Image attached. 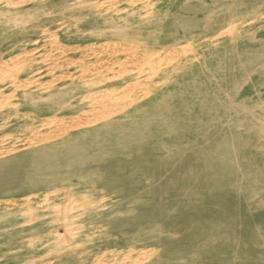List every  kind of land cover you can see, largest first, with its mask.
<instances>
[{
  "label": "rangeland",
  "instance_id": "rangeland-1",
  "mask_svg": "<svg viewBox=\"0 0 264 264\" xmlns=\"http://www.w3.org/2000/svg\"><path fill=\"white\" fill-rule=\"evenodd\" d=\"M0 65V264H264V0H0Z\"/></svg>",
  "mask_w": 264,
  "mask_h": 264
},
{
  "label": "bare ground",
  "instance_id": "bare-ground-1",
  "mask_svg": "<svg viewBox=\"0 0 264 264\" xmlns=\"http://www.w3.org/2000/svg\"><path fill=\"white\" fill-rule=\"evenodd\" d=\"M4 64V63H3ZM14 64V63H13ZM4 65H6V64H4ZM1 66V65H0ZM1 69V68H0ZM2 72V71H1ZM147 91L148 90H146V91H144V93L146 92L147 93ZM100 93V92H99ZM142 93V92H141ZM88 98V97H87ZM205 99H207V98H205ZM82 101H83V99H82ZM81 101V102H82ZM206 101H208V100H206ZM90 102V101H89ZM152 102V101H151ZM201 103H204V102H201ZM207 104V103H206ZM67 105V104H66ZM209 105V104H208ZM207 105V106H208ZM206 106V105H205ZM142 108V107H141ZM206 108V107H205ZM209 108V107H208ZM213 108V107H212ZM135 109V108H134ZM133 108H131V110H134ZM214 109V108H213ZM209 110H211V109H209ZM121 112H123V111H121ZM213 112H215L214 110H213ZM242 111H240V113H241ZM260 112H262L261 110H260ZM110 113V112H109ZM109 113H107V114H105V115H108ZM119 115L120 113H118V112H113V113H111V114H113V116L114 115H117V114ZM259 113V112H258ZM264 113V112H263ZM243 116V115H242ZM264 116V115H263ZM97 117V116H96ZM98 117H99V115H98ZM245 117V116H244ZM258 117V116H257ZM207 118V117H206ZM243 118V117H242ZM198 119H201V118H198ZM209 119H211V118H209ZM208 119V120H209ZM244 119V118H243ZM93 120H96V122H97V120H99V121H101L102 122V124H105L106 125V128H107V124H108V122L109 121H111L110 120V118L108 117V118H106V116H104V118L103 117H101V118H96V119H93ZM202 120V119H201ZM205 120H207V119H205ZM122 121V120H121ZM198 121H200V120H198ZM83 122V121H82ZM95 122V123H96ZM215 121H213V123H214ZM240 122V121H239ZM119 123V122H118ZM117 123V124H118ZM79 124V123H78ZM84 124V123H83ZM215 124H216V122H215ZM238 124V123H237ZM251 124V123H250ZM80 125V124H79ZM82 125V124H81ZM86 125V124H85ZM121 125V124H120ZM120 125H117V126H119L120 127ZM176 125H177V123H176ZM214 125V124H213ZM102 126V125H101ZM100 126V127H101ZM97 127V126H96ZM105 127V126H104ZM104 127H103V129H104ZM177 127H178V125H177ZM204 127H206V123H205V126ZM80 128V127H79ZM105 128V129H106ZM111 128H113V126H111V127H109V131L111 130ZM116 128V127H115ZM101 129V128H100ZM102 129V130H103ZM114 129V128H113ZM117 129V131H118V127L116 128ZM188 129V128H187ZM79 130V129H78ZM97 130H99V129H97ZM115 130V129H114ZM202 130V129H201ZM100 131V130H99ZM106 131H108L107 129L105 130V133H106ZM108 131V132H109ZM112 131V130H111ZM193 131V130H192ZM195 131H197L196 129H195ZM94 132V131H93ZM98 132V131H97ZM100 132H102V131H100ZM104 132V131H103ZM200 133V132H199ZM198 133V134H199ZM255 135V134H254ZM255 137V136H254ZM256 138V137H255ZM80 140H81V138H79ZM256 140V139H255ZM65 141V140H64ZM257 141V140H256ZM88 142V141H87ZM90 142V141H89ZM65 144V143H64ZM84 144V143H83ZM88 145V144H87ZM90 145V144H89ZM92 146V145H91ZM78 147V146H77ZM63 148V147H62ZM81 148H82V145H81ZM84 148V147H83ZM80 149V148H79ZM65 150H66V148H65ZM69 150V149H68ZM61 158H63V157H61ZM216 213V212H215ZM212 214H213V211H212ZM199 216V215H198ZM211 216V215H210ZM196 217V216H195ZM208 217V216H207ZM201 218V217H200ZM199 218V219H200ZM202 219V218H201ZM200 219V220H201ZM205 220V219H204ZM188 223H190L191 224V222L190 221H187ZM184 224V225H182L181 227H179V228H177L176 230L175 229H167V230H160V231H158L155 235H154V237H153V239H151V243L153 244V245H156V248L159 250L158 252H156L154 255H153V259H155L156 257V259L155 260H157V262L159 261V260H161V259H164V258H168V257H170L171 255H172V253L174 252V250H176L178 247H180V246H182V243H186L187 241H188V239L189 238H191V236H195L194 234H196L198 231H199V228H195V227H198V226H194V227H192V226H189V224ZM201 223H202V221H201ZM206 223V222H205ZM209 224H211V223H213L212 221H211V223L210 222H208ZM216 223V222H215ZM203 224V223H202ZM199 226L201 225V224H198ZM204 225V224H203ZM206 225H208L207 223H206ZM213 225H214V223H213ZM218 225H219V223H218ZM217 225V226H218ZM211 226L212 225H210V228H211ZM207 227H209V226H206V228ZM200 228H201V226H200ZM203 228H204V226H203ZM212 230L214 229H216V228H211ZM218 229V228H217ZM204 230V229H203ZM220 230V229H219ZM206 231V230H205ZM210 232V231H209ZM208 232V233H209ZM213 232V231H212ZM215 232H216V230H215ZM203 233V232H202ZM213 234V233H212ZM197 235V234H196ZM205 235H207V233H205ZM216 235V234H215ZM199 236V235H198ZM210 236V235H209ZM224 236V235H223ZM209 238V237H208ZM211 238H213V237H210V239ZM215 238V237H214ZM223 238V237H222ZM201 239V238H200ZM202 239H204V238H202ZM209 239V240H210ZM213 240V239H212ZM211 240V241H212ZM217 240V239H216ZM194 241V240H193ZM195 241H197L196 239H195ZM189 242V241H188ZM191 242V244H192V240L190 241ZM203 242H204V240H203ZM208 242V241H207ZM207 242H205V243H207ZM212 242H214V241H212ZM149 243V242H148ZM196 243V242H195ZM198 243H199V241H198ZM205 243H203V244H205ZM209 243V242H208ZM189 244V243H188ZM187 244V245H188ZM195 244H193L192 246H194ZM198 245V244H197ZM207 245V244H206ZM205 245V246H206ZM209 245V244H208ZM184 246V245H183ZM197 247H199V246H197ZM192 249H193V247H191ZM210 248V247H209ZM195 249V248H194ZM183 250V249H182ZM196 250V249H195ZM194 250V251H195ZM180 251V250H179ZM192 251V250H191ZM202 251H203V248H202ZM205 251V250H204ZM203 251V252H204ZM182 252V251H181ZM196 252V251H195ZM187 253H189V252H187ZM200 253V252H199ZM209 253V252H208ZM207 253V254H208ZM211 253H214V252H211ZM216 253V252H215ZM181 254V253H180ZM194 254V253H193ZM150 255V254H149ZM147 253H146V255H145V259H146V257H148L149 256ZM179 255V254H178ZM178 255H175L174 254V256H177L178 257ZM190 255H192V254H188V256H190ZM212 255V254H211ZM163 256H165V257H163ZM204 257H205V254L203 255ZM215 256H217V254L215 255ZM179 257H181V256H179ZM193 257V256H192ZM210 257V256H209ZM184 258V257H183ZM186 258V257H185ZM198 258V257H197ZM206 258V257H205ZM223 258V257H222ZM227 258V257H226ZM192 259V258H191ZM193 259H196V258H193ZM199 259V258H198ZM202 259V258H201ZM200 259V260H201ZM208 259V258H207ZM217 259H220L221 260V258H217ZM227 259H229V258H227ZM226 259V260H227ZM173 260V259H172ZM176 260V259H175ZM181 260H182V258H181ZM184 260V259H183ZM182 260V261H183ZM224 260H225V258H224ZM185 261V260H184ZM189 261V260H188ZM194 261V260H193ZM220 262V261H219ZM218 262V263H219ZM226 262V261H225ZM224 262V263H225ZM176 263V262H175ZM179 263V262H178ZM189 263V262H188ZM188 263H186V264H188ZM190 263H192V262H190ZM193 263H195V262H193ZM217 262H216V264H218ZM221 263V262H220ZM223 263V262H222ZM184 264V263H183ZM198 264V263H197ZM201 264V263H200ZM226 264H227V262H226ZM230 264H231V262H230Z\"/></svg>",
  "mask_w": 264,
  "mask_h": 264
}]
</instances>
